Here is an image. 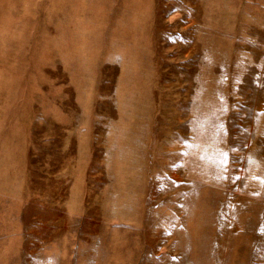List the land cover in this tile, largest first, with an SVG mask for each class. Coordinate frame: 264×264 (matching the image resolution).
Wrapping results in <instances>:
<instances>
[{
	"label": "rangeland",
	"instance_id": "rangeland-1",
	"mask_svg": "<svg viewBox=\"0 0 264 264\" xmlns=\"http://www.w3.org/2000/svg\"><path fill=\"white\" fill-rule=\"evenodd\" d=\"M0 264H264V0H0Z\"/></svg>",
	"mask_w": 264,
	"mask_h": 264
}]
</instances>
